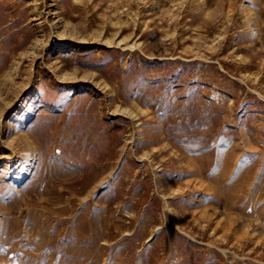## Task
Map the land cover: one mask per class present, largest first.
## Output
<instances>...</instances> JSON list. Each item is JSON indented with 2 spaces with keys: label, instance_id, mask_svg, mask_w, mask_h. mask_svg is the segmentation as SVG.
I'll return each instance as SVG.
<instances>
[{
  "label": "rangeland",
  "instance_id": "374dc122",
  "mask_svg": "<svg viewBox=\"0 0 264 264\" xmlns=\"http://www.w3.org/2000/svg\"><path fill=\"white\" fill-rule=\"evenodd\" d=\"M0 264H264V0H0Z\"/></svg>",
  "mask_w": 264,
  "mask_h": 264
}]
</instances>
